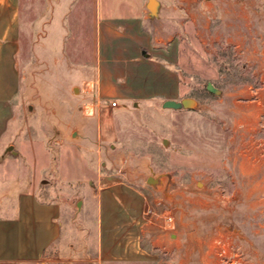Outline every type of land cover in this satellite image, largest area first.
Here are the masks:
<instances>
[{
    "label": "rangeland",
    "instance_id": "374dc122",
    "mask_svg": "<svg viewBox=\"0 0 264 264\" xmlns=\"http://www.w3.org/2000/svg\"><path fill=\"white\" fill-rule=\"evenodd\" d=\"M118 1L96 0V14L95 0L21 1L6 153L33 152L37 193L61 209L59 240L37 264L49 255L97 264L96 192L112 181L144 195L141 217L163 235L148 264H206L219 236L264 264V0H160L156 15L142 12L151 18L142 31L161 37L159 61L176 75L172 99H195L181 109L163 108L161 96L124 102L112 87L99 98L91 90L97 18ZM8 168L6 178L19 166Z\"/></svg>",
    "mask_w": 264,
    "mask_h": 264
},
{
    "label": "crops",
    "instance_id": "0c3cea01",
    "mask_svg": "<svg viewBox=\"0 0 264 264\" xmlns=\"http://www.w3.org/2000/svg\"><path fill=\"white\" fill-rule=\"evenodd\" d=\"M21 1L0 0V181H10L9 188L0 189V264L41 262L48 247L54 250L61 232L59 204L45 201L37 193L36 156L20 150L6 153L11 146L12 100L20 86L17 57ZM146 3L147 0H119L102 18H97L101 30L98 38L101 64L97 77L91 80V90L96 87L98 98L108 96L111 87L114 92L111 97L124 102L158 96L165 100L174 98L170 93L176 87V75L165 70L159 61L166 56L165 47L158 43L161 37H152L140 27L143 19L148 23L151 19L147 14L142 15ZM11 162L19 168L12 177L6 178L4 174ZM28 164L32 165L31 171ZM143 196L121 181L99 186L96 192L97 264H148V247L154 250L155 241L164 238L162 233H153L156 223L143 221ZM50 263L72 262L49 255Z\"/></svg>",
    "mask_w": 264,
    "mask_h": 264
},
{
    "label": "built area",
    "instance_id": "2783aa9c",
    "mask_svg": "<svg viewBox=\"0 0 264 264\" xmlns=\"http://www.w3.org/2000/svg\"><path fill=\"white\" fill-rule=\"evenodd\" d=\"M109 104L115 106L116 102L111 100ZM232 247L229 237L219 236L215 238L209 253L211 260L207 261L206 264H255L252 260L242 257Z\"/></svg>",
    "mask_w": 264,
    "mask_h": 264
},
{
    "label": "water",
    "instance_id": "95a60500",
    "mask_svg": "<svg viewBox=\"0 0 264 264\" xmlns=\"http://www.w3.org/2000/svg\"><path fill=\"white\" fill-rule=\"evenodd\" d=\"M158 7H159L158 0H147L146 8L153 16L157 14ZM205 87L209 92L213 94L219 93V89L216 88L211 82H207ZM75 89L76 88H74V91ZM194 104H195V99L186 97L180 100L166 99L162 102V107L163 108H173V109L192 108ZM152 180L154 181L155 179L151 177L147 178V182L152 181Z\"/></svg>",
    "mask_w": 264,
    "mask_h": 264
}]
</instances>
